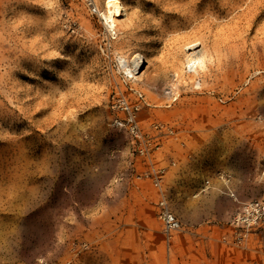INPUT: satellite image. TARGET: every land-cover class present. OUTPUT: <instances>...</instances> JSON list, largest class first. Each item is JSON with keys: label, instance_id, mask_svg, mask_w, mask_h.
<instances>
[{"label": "rangeland", "instance_id": "1", "mask_svg": "<svg viewBox=\"0 0 264 264\" xmlns=\"http://www.w3.org/2000/svg\"><path fill=\"white\" fill-rule=\"evenodd\" d=\"M105 1L0 0V264H264V218L231 225L264 201V0H118L113 30Z\"/></svg>", "mask_w": 264, "mask_h": 264}, {"label": "built area", "instance_id": "2", "mask_svg": "<svg viewBox=\"0 0 264 264\" xmlns=\"http://www.w3.org/2000/svg\"><path fill=\"white\" fill-rule=\"evenodd\" d=\"M88 12L92 16H99L98 7L96 6L94 0H81ZM163 100L167 106H171L179 99L178 89L174 88L172 85L164 87L162 92ZM139 99H143L142 95H139ZM121 112L126 116L123 120L115 119L112 122V126L117 128H124L130 138L132 144H138L136 148L137 153L140 156H144L147 150V142L143 139V135L138 127L136 116L140 111V105L138 103L129 104L126 100H120L118 104ZM167 130L168 133H172L171 128L167 126L155 125V130ZM163 176V170H159L152 176V185L154 188L160 187V182ZM218 179H220L225 187L226 195L230 198H234V194L229 190V177L227 175L218 174ZM209 182H206V186L202 189L205 191L209 189ZM264 218V201L263 200H252L237 202L236 212L231 218V225L241 230H249L256 226ZM158 219L161 222L162 229L167 236H171L173 233L181 231L182 223L177 218V216L167 207L163 199H160L158 203ZM37 264H71L68 262H53L49 260H38Z\"/></svg>", "mask_w": 264, "mask_h": 264}, {"label": "bare ground", "instance_id": "3", "mask_svg": "<svg viewBox=\"0 0 264 264\" xmlns=\"http://www.w3.org/2000/svg\"><path fill=\"white\" fill-rule=\"evenodd\" d=\"M124 15V9L120 1L118 0H106L105 1V14L103 15V20L105 21V24L113 30L115 28V22L118 21L121 17ZM132 63H134L135 68L139 66L144 67V64L146 63L145 60H143V57L140 55H135V57L132 59ZM195 61L191 58L187 60V66H194ZM124 67L127 69V71H130L129 68L125 64H123ZM134 68V69H135Z\"/></svg>", "mask_w": 264, "mask_h": 264}]
</instances>
